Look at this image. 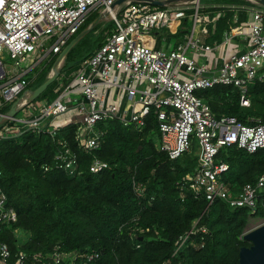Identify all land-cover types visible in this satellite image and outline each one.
<instances>
[{
	"label": "built area",
	"instance_id": "built-area-1",
	"mask_svg": "<svg viewBox=\"0 0 264 264\" xmlns=\"http://www.w3.org/2000/svg\"><path fill=\"white\" fill-rule=\"evenodd\" d=\"M117 1L0 0V80H5L0 87V111L19 101L17 114L0 125V139L19 137L27 132L47 133L54 139L61 128L53 125L54 119L69 112L70 96L79 92L85 101L76 106L81 115L77 139L84 151L100 147L105 132L97 128L99 123L119 121L126 127L134 125L142 129L146 118L154 112L159 122V151L176 160L197 148L198 167L184 177L185 186L196 195H202L208 207L221 200L232 209L247 208L255 214L264 196V175L255 183L246 184L240 193L233 194L221 181L229 166L218 156L222 149L230 147L248 153L263 149L264 123L256 117L248 118L254 124H245L229 115L218 117L199 93L216 86L232 87L238 91L241 108L252 106L251 86L264 83V7L256 0H246L251 3L249 5L208 7L203 6L201 0H175L165 7L136 0L115 5ZM96 10H102L103 19L114 21V29L106 33L103 45L78 66L66 87L58 84L56 92L59 96L53 102L44 105L28 102L30 82L23 72L18 74L25 60L32 56L39 61L50 55L59 56ZM228 11L235 15L222 42L207 43L203 37L209 35V29ZM243 12L247 20L237 24L238 15ZM186 21L191 24L190 29L173 49L157 47L156 31L165 27L168 34L176 37ZM49 38H55V41L47 48L44 42ZM241 39L250 41L249 48L225 57L223 47L234 42L239 44ZM209 53L216 59L221 58L222 63L218 65L214 61L208 65L196 58ZM7 56L13 61L9 73L4 64ZM115 72L126 76L128 83L113 76ZM134 82L140 86L135 87ZM101 86L124 91L128 107L121 109L114 103L105 105ZM4 115L0 112V117ZM54 165L70 174L78 169L77 155L65 141L60 142ZM52 167L46 165L44 169L49 171ZM108 168L107 162L96 158L90 172L97 174ZM134 187L138 197H145L146 189L142 185L135 184ZM261 205L264 210V203ZM17 222V211L8 206L7 195L0 187V224ZM15 231L19 233V230ZM199 232L206 233L207 229L196 222L175 242L173 256L188 247L191 237ZM247 232L243 233L242 239ZM100 257L98 252H64L56 247L46 255L36 253L28 257L20 253L15 264H28V261L88 264ZM11 258L8 244L0 243V264H9Z\"/></svg>",
	"mask_w": 264,
	"mask_h": 264
},
{
	"label": "trees",
	"instance_id": "trees-1",
	"mask_svg": "<svg viewBox=\"0 0 264 264\" xmlns=\"http://www.w3.org/2000/svg\"><path fill=\"white\" fill-rule=\"evenodd\" d=\"M220 4L251 3L222 0ZM234 15L228 11L218 21L215 32L214 27L210 28L206 42L221 43ZM93 17L88 18L71 41L90 27ZM238 18L237 24L245 22L247 15L243 12ZM187 25L191 24L186 21L178 36L188 32ZM98 27L99 23L69 52L57 81L103 45V34L99 33L88 53L78 52L79 46H86L88 36ZM55 58L47 63L32 90L48 79ZM70 82L71 78L65 79L64 86ZM50 95L54 99L58 96L55 91L46 92L34 102ZM199 96L218 117L234 116L245 124H254L248 118L256 117L264 123V83L251 86L252 106L247 112H242L240 96L232 87L216 86L201 91ZM11 106L1 112L6 114ZM78 128V124H67L59 128L54 139L47 133L31 132L0 139V187L7 195L8 206L18 214L17 223L0 224V243L8 244L12 254L9 264H15L20 253L28 257L36 253L46 255L56 247L64 252L100 253V259L88 264H239L241 248L251 245L241 238L249 217L264 218L261 205L264 196L255 214L247 208L232 209L221 200L208 207L206 199L196 195L183 181L198 167L195 147L176 160L159 151L156 146L160 140L159 122L154 112L146 118L142 129L134 125L126 127L119 121L99 123L97 128L105 134L100 147L90 152L80 145ZM64 141L78 158V169L73 174L54 165L60 142ZM218 157L229 166L221 181L233 194L264 175V148L248 153L230 147L222 149ZM96 158L107 162L109 168L91 173L90 166ZM46 165L53 167L45 171ZM135 184L146 189L145 197L137 196ZM196 222L207 232L193 235L191 244L173 256L175 242ZM28 264L37 263L28 261Z\"/></svg>",
	"mask_w": 264,
	"mask_h": 264
},
{
	"label": "crops",
	"instance_id": "crops-1",
	"mask_svg": "<svg viewBox=\"0 0 264 264\" xmlns=\"http://www.w3.org/2000/svg\"><path fill=\"white\" fill-rule=\"evenodd\" d=\"M214 5H222V4L218 3V4H214ZM217 23H216V26H217ZM232 24H233V20L231 22H229V28H230V26ZM216 26H214V27H216ZM229 28L225 31V33L229 31ZM189 29H190V26H189ZM189 29L186 26V30L188 31ZM213 29H214V32H215V28H213ZM225 33H224V36H225ZM102 34H103L102 36H103V39H104L105 36H106V33H102ZM156 36L157 37H155V40H156V45H157L158 48H163L165 50H171V49H173L175 47L174 42H172V40H171V36L165 34V37H162L161 33H156ZM203 38H206V41L208 40V36L207 37L205 36ZM238 43L239 44H237V43L234 44L233 43L232 45H228L226 47H223L224 56H225V53H226L227 50H229L231 53L238 52V51H243V50L248 49L249 45H250V41H248L246 39H243V40L241 39V41H239ZM40 55H42V57H45L44 53H42V52H40ZM47 57L42 58L40 61L37 60V57L36 58L33 57V56L29 57V58H27L25 60V62L22 65V68L19 70L18 74L23 72L25 74V78L27 80H29V82H30L29 90H32L31 89L32 84H35L34 83L35 80L37 79V77L40 76L41 72L45 69V67L47 66L48 61H50V60H48L49 58H47ZM54 57L58 58V56H54ZM225 57H227V56H225ZM196 58H197L198 61L201 62L202 60H204L205 56H203V57L202 56H196ZM44 62L46 63V65H43ZM77 69H78V67L74 68L70 73H67L65 76H62V78L58 80V83H60V85L62 87H64V80L67 79V78H71L73 76V74L76 72ZM51 74H52V70H51L48 78L51 76ZM28 75H32V77L28 78ZM113 76H117L119 78V80H121V82L124 83V84L128 83L127 77L124 76L123 74H120L119 72H115L113 74ZM96 81L98 83L101 82V80H99V79H96ZM76 85H77V83H75V86ZM137 86H140V85L137 84ZM141 87H143V86L141 85ZM56 89H55V93L58 94L56 92ZM100 91L105 97V105L114 103L121 109H125L126 107H128V103L126 102L125 92L121 93L120 90H117L115 88L108 87V86H101L100 87ZM73 95H75L77 97V99H73ZM73 95L70 96V100H71L70 103L71 104H69V105H71V108H70L69 112H67L66 114H63V115L55 118L54 121H53V125L54 126L62 127L64 125H67V124H70V123L77 124V123L80 122L81 115L78 113V111L76 109L77 108L76 106H77V103L79 104L81 102H84L85 99H84L83 95L80 94V92L79 93H75ZM74 100L77 101V103L74 102ZM50 101L51 100H49V99H41V100H39V101H37L35 103L37 105H44V104L51 103ZM57 120H59L60 122H56Z\"/></svg>",
	"mask_w": 264,
	"mask_h": 264
},
{
	"label": "water",
	"instance_id": "water-1",
	"mask_svg": "<svg viewBox=\"0 0 264 264\" xmlns=\"http://www.w3.org/2000/svg\"><path fill=\"white\" fill-rule=\"evenodd\" d=\"M126 0H118L115 5H121ZM136 1H149L155 6L165 7L168 3H171L175 0H136ZM256 2L264 7V0H256ZM115 5L113 7H115ZM103 17H99L86 31L77 36L74 40H72L62 51V53L58 56L53 69L51 76L36 90L29 91V97L27 98L28 102H34L38 97L46 93L49 88L57 83V79L60 76V67L66 56L69 52L74 48V46L88 33L90 32L101 20ZM19 101L13 103L11 109L2 117H0V125L7 118H13L17 114V106ZM245 241L251 244L250 247H243L240 250L239 254V264H264V224L259 226L258 228L247 232L243 238Z\"/></svg>",
	"mask_w": 264,
	"mask_h": 264
},
{
	"label": "rangeland",
	"instance_id": "rangeland-1",
	"mask_svg": "<svg viewBox=\"0 0 264 264\" xmlns=\"http://www.w3.org/2000/svg\"><path fill=\"white\" fill-rule=\"evenodd\" d=\"M222 0H201V3H202V5L203 6H213L214 4H218V3H220ZM94 16L91 20H90V22H91V25L99 18V17H101L102 16V10H96V11H93L91 14H90V16ZM97 17V18H96ZM96 18V19H95ZM95 19V20H94ZM93 21V22H92ZM91 25H90V27H91ZM183 28H185V27H183ZM187 28L189 29V25H187ZM112 29H114V21H112V20H106V19H103L102 21H100L99 22V27H98V30L97 31H95V32H93L92 34H90L89 36H88V38H87V41L85 42L86 43V46L85 45H83V46H81V48H80V46H79V48H78V52H80V53H82V54H86V53H88V51L90 50V48H92V47H94L95 46V43L97 42V40H98V34L99 33H108V32H110ZM182 30V29H181ZM155 33H161V35H162V37H165V34L166 35H169V36H171L170 34H168L169 32H168V29L167 28H165L164 27V29H162V30H160V31H156ZM182 34V33H181ZM186 34V33H185ZM155 37H157L156 35H155ZM183 36H176V37H174V36H171V40H172V42H174V44L176 45V43L178 42V40L180 41L181 40V38H182ZM54 41H55V38H49V39H47L45 42H44V46L45 47H49L51 44H53L54 43ZM237 42H234V44H236ZM85 47H88V48H86L85 49ZM222 55H223V53H222ZM231 55V52L229 51V50H227L226 51V53H225V56H230ZM189 56H191V54L189 55ZM205 56V58H204V60H202L203 62H205L206 64H208V65H211L212 64V62H214V61H216L217 62V64L219 65L220 63H222V59L221 58H219V59H216L215 58V55L214 54H212V53H209V54H206V55H204ZM47 58H49L48 60H52L53 58H54V55H50V56H48ZM56 60H57V58H56ZM50 61H48V62H50ZM47 62V61H46ZM56 62V61H55ZM55 62H54V64H55ZM4 64H5V68H6V70L8 71V73L13 69L12 67H13V61L7 56V58L5 59V61H4ZM43 65H46V63L44 62L43 63ZM15 74H17V72L15 73ZM184 75H186V76H191L190 74H187L186 72H184ZM32 77V75H28V78H31ZM128 81V80H127ZM5 83V80H0V87L3 85ZM134 86L135 87H137V82H134ZM56 87H57V85H56V83H54L50 88H49V90L48 91H46L48 94H50V93H52V92H54L55 91V89H56ZM124 91H122V93H123ZM58 96H59V94H58ZM0 98H1V93H0ZM58 98V97H57ZM44 99H49V100H51L50 102H53L55 99H54V96H48V98H44ZM73 99H77V97L75 96V95H73ZM74 102H76L77 103V101H75L74 100ZM242 112H247V109H242ZM56 122H60L59 120H57ZM197 144V142H195V145ZM159 145H160V143H158L157 142V147H159ZM196 152H197V148H194V153L196 154ZM264 224V218H262V217H255V216H252V217H249V223H248V227H247V231H251V230H254V229H256V228H258L259 226H261V225H263Z\"/></svg>",
	"mask_w": 264,
	"mask_h": 264
},
{
	"label": "flooded vegetation",
	"instance_id": "flooded-vegetation-1",
	"mask_svg": "<svg viewBox=\"0 0 264 264\" xmlns=\"http://www.w3.org/2000/svg\"><path fill=\"white\" fill-rule=\"evenodd\" d=\"M250 246H251V245H250ZM250 246H249V247H250Z\"/></svg>",
	"mask_w": 264,
	"mask_h": 264
}]
</instances>
